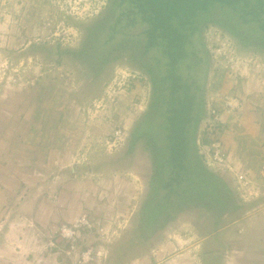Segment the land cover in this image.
<instances>
[{
	"label": "rangeland",
	"instance_id": "obj_1",
	"mask_svg": "<svg viewBox=\"0 0 264 264\" xmlns=\"http://www.w3.org/2000/svg\"><path fill=\"white\" fill-rule=\"evenodd\" d=\"M109 2L0 0V264H264L261 38L243 45L212 22L203 33L211 57L198 153L238 208L215 216L187 205L143 236L153 157L144 138L132 151L129 141L149 76L127 56L96 75L69 51ZM213 13L236 19L220 5ZM225 95L238 107L226 111ZM208 141H220L224 160ZM174 187L200 190L192 180Z\"/></svg>",
	"mask_w": 264,
	"mask_h": 264
},
{
	"label": "trees",
	"instance_id": "obj_2",
	"mask_svg": "<svg viewBox=\"0 0 264 264\" xmlns=\"http://www.w3.org/2000/svg\"><path fill=\"white\" fill-rule=\"evenodd\" d=\"M109 1L102 19L88 29L83 47L69 51L92 65L96 75L113 60L127 56L149 76L150 99L129 141L132 151L144 138L154 164L141 234L148 236L153 226H161L187 205L203 204L215 216L236 210L228 184L207 169L198 153L196 132L207 99L211 57L203 33L212 22L243 45L260 37L264 46V0ZM216 5L234 11L235 21L229 25L214 17ZM137 25L139 29L131 31ZM182 180L198 182L200 190L177 192L174 186Z\"/></svg>",
	"mask_w": 264,
	"mask_h": 264
},
{
	"label": "built area",
	"instance_id": "obj_3",
	"mask_svg": "<svg viewBox=\"0 0 264 264\" xmlns=\"http://www.w3.org/2000/svg\"><path fill=\"white\" fill-rule=\"evenodd\" d=\"M238 104H239V101H238L237 97L232 96V95H225V97H224V105H225L226 111H230V110H232L234 108H237ZM209 127L210 126L207 125L206 129H208ZM209 129L210 130H205V131L210 133L212 131V129L211 128H209ZM215 138H217V136H215ZM211 143H210L211 147L215 150L214 155H213V159L222 161L221 159L225 158V154L222 153V151L219 150V148L221 146L220 141H216L215 143L211 142Z\"/></svg>",
	"mask_w": 264,
	"mask_h": 264
},
{
	"label": "crops",
	"instance_id": "obj_4",
	"mask_svg": "<svg viewBox=\"0 0 264 264\" xmlns=\"http://www.w3.org/2000/svg\"><path fill=\"white\" fill-rule=\"evenodd\" d=\"M239 89H240V87H239ZM227 92H229V93H231V94H234V93H235V92L233 93V91H227Z\"/></svg>",
	"mask_w": 264,
	"mask_h": 264
}]
</instances>
